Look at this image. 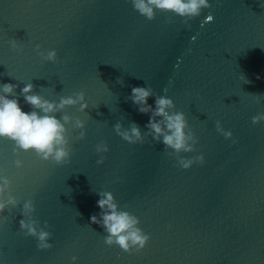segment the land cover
Masks as SVG:
<instances>
[{"label":"water","instance_id":"water-1","mask_svg":"<svg viewBox=\"0 0 264 264\" xmlns=\"http://www.w3.org/2000/svg\"><path fill=\"white\" fill-rule=\"evenodd\" d=\"M209 3L189 28L179 17L166 23L170 14L161 12L149 21L130 0H0V84L19 85L23 111H31L19 96L27 83L57 102L83 91L89 104L85 112L77 105L56 114L85 122L83 140L66 126L70 164L34 152L17 156L0 139V177L20 200L0 213V264H73V256L75 264H264V121L252 124L264 113V0ZM11 39L22 52L11 49ZM36 45L55 50L58 63L42 61ZM146 84L184 112L199 142L181 155L202 154L203 165L182 169L162 142L129 144L115 133L117 122L147 130L149 115L128 99L132 87ZM148 103L155 107V98ZM101 141L109 151L98 165ZM102 191L150 236L139 253L107 246V233L90 222ZM28 199L41 226L51 225V249L38 250L19 231Z\"/></svg>","mask_w":264,"mask_h":264},{"label":"clouds","instance_id":"clouds-1","mask_svg":"<svg viewBox=\"0 0 264 264\" xmlns=\"http://www.w3.org/2000/svg\"><path fill=\"white\" fill-rule=\"evenodd\" d=\"M133 9L141 16L151 21L156 18L157 12L170 14L166 23L172 24L173 17H179L185 26L191 27L190 21L199 17L204 9H210L209 0H130ZM213 17L208 16L211 21ZM13 51L22 52L20 44L15 39L8 41ZM35 51L42 61L58 63L55 50L41 51V46L36 45ZM246 79V83L250 81ZM259 79V77H257ZM123 84V83H122ZM18 84H0V139L11 141L14 144L13 152L19 156L20 152H34L42 161H51L55 165L64 166L71 163V152L69 128L79 130L78 140L86 138L85 122L79 117L64 114L57 118V113L63 112L68 107L79 105V111L85 112L89 108L86 95L83 91L76 92L70 96H61L59 101L49 100L38 94L32 83H27L20 89L19 96L30 105L31 111L25 112L21 107L17 96ZM167 92V88L164 89ZM257 102L261 95H255ZM155 98V107L148 103L149 98ZM140 113L149 115V121L145 125L146 131H142L135 122L125 128L122 123L114 125L115 133L129 144L143 145L148 138L155 143H163L166 154L174 157L177 166L189 169L194 163L203 165L204 156L198 155L192 158L183 157L182 153L197 151L199 142L195 132L189 126L186 115L177 111L174 101L167 96L157 94L154 89L147 85L143 87H132L131 95L128 97ZM264 121V113L252 117V124ZM216 131L226 139H231L233 133L226 131L220 121H216ZM236 141L233 140V143ZM171 149V151H167ZM109 151L105 141L95 145V152L100 156L96 161L98 165L103 164ZM15 166L21 168L23 162L15 160ZM11 180L6 176L0 177V213L6 209L15 208L20 205V200L12 194ZM97 206L100 208L99 215H92L90 222L101 226L107 235L104 242L107 246H118L124 252L139 253L147 245L150 236L145 234L139 227L140 220L129 211L121 210L114 195L110 191L98 192ZM35 204L32 199L23 202L19 220V231L25 237H33L37 241L38 250H48L53 247L49 241L53 233L49 230L51 225L47 221L43 226L38 219L34 218ZM9 220L8 216L3 217ZM12 219H15L14 217ZM73 264L77 260L72 258Z\"/></svg>","mask_w":264,"mask_h":264}]
</instances>
